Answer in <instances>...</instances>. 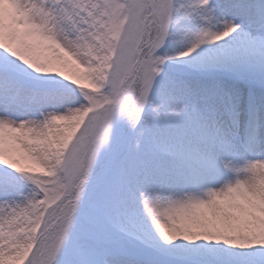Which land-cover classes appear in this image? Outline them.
I'll return each instance as SVG.
<instances>
[{
	"label": "snow or ice",
	"instance_id": "6c2138e0",
	"mask_svg": "<svg viewBox=\"0 0 264 264\" xmlns=\"http://www.w3.org/2000/svg\"><path fill=\"white\" fill-rule=\"evenodd\" d=\"M0 264H264V0H0Z\"/></svg>",
	"mask_w": 264,
	"mask_h": 264
}]
</instances>
